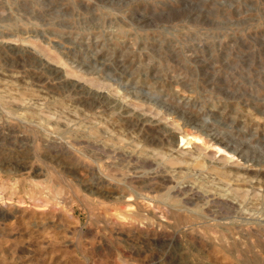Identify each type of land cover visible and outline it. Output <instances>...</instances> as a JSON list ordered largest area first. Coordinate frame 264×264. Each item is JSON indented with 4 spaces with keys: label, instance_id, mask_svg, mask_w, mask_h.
Segmentation results:
<instances>
[{
    "label": "rangeland",
    "instance_id": "obj_1",
    "mask_svg": "<svg viewBox=\"0 0 264 264\" xmlns=\"http://www.w3.org/2000/svg\"><path fill=\"white\" fill-rule=\"evenodd\" d=\"M0 264H264V0H0Z\"/></svg>",
    "mask_w": 264,
    "mask_h": 264
},
{
    "label": "bare ground",
    "instance_id": "obj_2",
    "mask_svg": "<svg viewBox=\"0 0 264 264\" xmlns=\"http://www.w3.org/2000/svg\"><path fill=\"white\" fill-rule=\"evenodd\" d=\"M148 128V127H147ZM156 128H157V126H156ZM150 129V128H149ZM150 131H152V130H150ZM144 133V132H143ZM146 135V134H145ZM148 136H150V135H148ZM186 135L185 136H181V142H183V141H185V145L187 144V145H190V142L186 139ZM195 140H198L199 141V138L198 137H195ZM173 141V140H172ZM183 144V143H182ZM192 145H195V144H192Z\"/></svg>",
    "mask_w": 264,
    "mask_h": 264
}]
</instances>
